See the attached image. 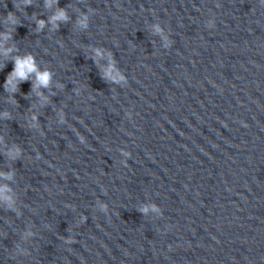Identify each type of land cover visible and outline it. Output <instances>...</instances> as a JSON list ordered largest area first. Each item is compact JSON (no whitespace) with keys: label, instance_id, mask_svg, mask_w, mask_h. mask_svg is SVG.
I'll return each instance as SVG.
<instances>
[{"label":"clouds","instance_id":"1","mask_svg":"<svg viewBox=\"0 0 264 264\" xmlns=\"http://www.w3.org/2000/svg\"><path fill=\"white\" fill-rule=\"evenodd\" d=\"M31 0H25V4H30ZM6 20L11 21L12 24H17L18 20L15 16L14 12H9L6 15ZM67 15L64 10H60L56 15L51 18V21L55 24L56 21H66ZM44 21H39V28H43ZM9 37L5 35V39ZM11 49H8L10 52ZM35 75L36 79L33 82V88L35 89L37 86L41 87H49L51 81V73L45 72L41 74L38 66L35 63V58L31 55L26 57H16L14 59V67L13 70L9 73L7 80L5 81V90H9V86H11V91H16L17 86L20 82L27 81L30 76ZM15 81V83H14ZM35 119V117H33ZM127 155V153H126ZM153 210H157L155 206H153ZM144 213H147L148 209H141Z\"/></svg>","mask_w":264,"mask_h":264}]
</instances>
